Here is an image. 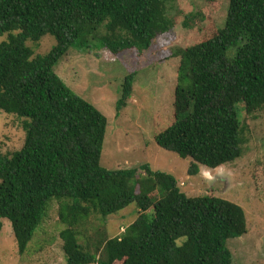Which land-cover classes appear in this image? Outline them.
I'll list each match as a JSON object with an SVG mask.
<instances>
[{
	"label": "trees",
	"instance_id": "trees-1",
	"mask_svg": "<svg viewBox=\"0 0 264 264\" xmlns=\"http://www.w3.org/2000/svg\"><path fill=\"white\" fill-rule=\"evenodd\" d=\"M170 24L165 0H0V109L21 118L25 131L20 149L0 153V218L10 222L19 253L54 198L65 226L63 264H231L225 242L247 232L242 207L212 194L187 196L171 174L147 164L102 167L106 117L53 70L71 46L99 30L111 52H141ZM46 34L55 44L34 55L27 41L36 44ZM178 53L189 78H178L175 93L187 104L154 140L215 168L243 152L237 105L246 114L264 108V0H229L223 27ZM133 78L134 72L123 79L117 111ZM132 202L137 218L99 253L80 244L91 216Z\"/></svg>",
	"mask_w": 264,
	"mask_h": 264
},
{
	"label": "rangeland",
	"instance_id": "rangeland-1",
	"mask_svg": "<svg viewBox=\"0 0 264 264\" xmlns=\"http://www.w3.org/2000/svg\"><path fill=\"white\" fill-rule=\"evenodd\" d=\"M165 2L170 30L153 38L147 49L113 53L100 44L99 36L104 31L99 30L83 44L71 46L53 70L75 94L106 117L99 159L102 167L132 168L147 164L151 170L171 174L187 196L212 194L238 204L245 212L247 232L226 240L231 264H264V108L246 114L237 105L243 152L215 168L181 157L154 140L187 104L184 94L177 97L175 93L178 78H189L188 62L178 50L208 38L223 27L229 0ZM55 42L52 35L46 34L36 44L31 41L26 44L36 55L47 53ZM232 52L229 49L227 55ZM132 72L131 95L117 111L121 84L125 75ZM21 123L16 114L0 109L1 154L11 156L22 147L25 131ZM132 185L139 191L133 181ZM57 207L54 198L47 202L44 218L23 253L18 252L10 222L0 218V264H63L59 231L65 226L58 220ZM151 212L149 209L148 213ZM137 215L138 207L132 202L106 217L91 216L88 230L79 237V242L89 251L99 253L104 241L122 232Z\"/></svg>",
	"mask_w": 264,
	"mask_h": 264
}]
</instances>
